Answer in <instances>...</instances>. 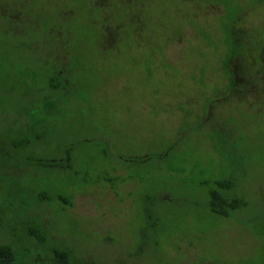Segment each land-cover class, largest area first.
I'll list each match as a JSON object with an SVG mask.
<instances>
[{
  "label": "rangeland",
  "instance_id": "1",
  "mask_svg": "<svg viewBox=\"0 0 264 264\" xmlns=\"http://www.w3.org/2000/svg\"><path fill=\"white\" fill-rule=\"evenodd\" d=\"M0 245L264 264V0H0Z\"/></svg>",
  "mask_w": 264,
  "mask_h": 264
},
{
  "label": "trees",
  "instance_id": "2",
  "mask_svg": "<svg viewBox=\"0 0 264 264\" xmlns=\"http://www.w3.org/2000/svg\"><path fill=\"white\" fill-rule=\"evenodd\" d=\"M55 83L51 84L52 88L55 87ZM23 142V141H21ZM14 144V145H13ZM12 145L16 147L19 142H14ZM220 189H228V185L225 183H218ZM210 209L213 213L227 217L230 211H233L240 207V204L235 202V199L218 194L216 191L210 193L209 201ZM30 234L34 236L39 242L44 241V237L40 234L38 229L32 228ZM56 264H69V257L64 251H53ZM16 261V255L13 249L8 245H0V264H14Z\"/></svg>",
  "mask_w": 264,
  "mask_h": 264
},
{
  "label": "flooded vegetation",
  "instance_id": "3",
  "mask_svg": "<svg viewBox=\"0 0 264 264\" xmlns=\"http://www.w3.org/2000/svg\"><path fill=\"white\" fill-rule=\"evenodd\" d=\"M57 78V77H56ZM59 82V81H58ZM58 82L57 83H55L56 85H55V87L53 88V90L54 89H58ZM216 189L217 190H215V191H218V190H220L221 191V194L225 197V198H227V197H230V198H233V196H228V195H226V193H228V192H230L229 190H223V189H220L219 187H218V183L216 184ZM211 193V192H210ZM210 193H209V201H210Z\"/></svg>",
  "mask_w": 264,
  "mask_h": 264
}]
</instances>
